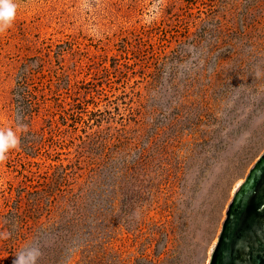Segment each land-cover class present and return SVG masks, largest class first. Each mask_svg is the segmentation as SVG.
I'll return each instance as SVG.
<instances>
[{"label":"rangeland","instance_id":"374dc122","mask_svg":"<svg viewBox=\"0 0 264 264\" xmlns=\"http://www.w3.org/2000/svg\"><path fill=\"white\" fill-rule=\"evenodd\" d=\"M16 3L0 264H209L264 153V0Z\"/></svg>","mask_w":264,"mask_h":264},{"label":"water","instance_id":"95a60500","mask_svg":"<svg viewBox=\"0 0 264 264\" xmlns=\"http://www.w3.org/2000/svg\"><path fill=\"white\" fill-rule=\"evenodd\" d=\"M226 212L209 264H264V153Z\"/></svg>","mask_w":264,"mask_h":264},{"label":"clouds","instance_id":"9594fccd","mask_svg":"<svg viewBox=\"0 0 264 264\" xmlns=\"http://www.w3.org/2000/svg\"><path fill=\"white\" fill-rule=\"evenodd\" d=\"M17 3L16 0H0V34L5 33L13 26L16 18ZM257 77L261 75L257 72ZM27 125L20 124L15 129L0 128V165H3L8 154L12 150H18L20 147V134L27 132ZM11 233H0V237L7 239ZM42 251L39 247L26 245L20 249L13 261V264H37L42 256Z\"/></svg>","mask_w":264,"mask_h":264}]
</instances>
